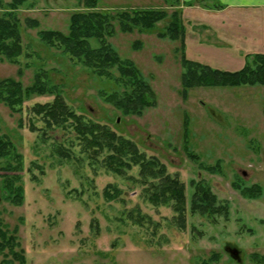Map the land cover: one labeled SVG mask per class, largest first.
<instances>
[{
	"label": "rangeland",
	"instance_id": "1",
	"mask_svg": "<svg viewBox=\"0 0 264 264\" xmlns=\"http://www.w3.org/2000/svg\"><path fill=\"white\" fill-rule=\"evenodd\" d=\"M9 2L0 0V12ZM196 3L97 0L96 10L108 14L180 11L182 43L156 35L166 21L145 32L123 33L114 26L107 39L152 89L155 105L139 117L122 116L102 100L101 92L118 91L114 81L93 76L37 38L38 30L66 33L69 16L82 10L77 0H24L15 10L21 54L14 63L0 60V79H18L25 87L35 73H42L76 114L109 127L145 155L155 156L169 174H178L185 186L186 214L184 229H178L171 210L153 206L136 182L90 165L71 143L70 133L31 131V124L36 129L42 125L30 107L50 102L52 95L30 96L19 113L0 103V137L6 136L19 154L14 172L22 190L19 205L6 200V174L0 171V221L16 238L12 252L0 250V264H264L259 260L264 257V85L194 87L184 93L180 85L182 60L234 72L253 55L264 56V9L220 11L210 0ZM26 19L36 20L38 27H29ZM88 43L96 46L94 39ZM58 147L70 149L71 158H61ZM127 175L136 178V170ZM107 184L122 195L105 200ZM196 184L209 188L225 206L224 213H191ZM234 184L255 185L261 193L244 197ZM225 246L239 251V262L224 252ZM213 255L216 261H207Z\"/></svg>",
	"mask_w": 264,
	"mask_h": 264
},
{
	"label": "trees",
	"instance_id": "2",
	"mask_svg": "<svg viewBox=\"0 0 264 264\" xmlns=\"http://www.w3.org/2000/svg\"><path fill=\"white\" fill-rule=\"evenodd\" d=\"M24 0H10L5 6L6 11L0 12V60L14 63L21 54L19 20L15 10ZM81 11L72 13L68 18L67 31L61 33L53 30H38L36 36L40 42L50 48H55L67 55L75 64L89 70L99 78L114 81L119 87L110 93L101 92L102 100L112 106L122 116L142 115L143 111L155 105L153 92L137 68L128 60H121L107 39L114 33V26L123 33L133 31H150L162 21L166 24L158 37L183 41L184 30L180 11L167 13L163 9L122 10L115 13H101L96 10L97 0H77ZM189 4V3H188ZM1 8V4H0ZM29 27L37 28L38 22L26 19ZM94 39L95 47H90L88 41ZM113 72L116 75H113ZM42 74V73H41ZM35 73L28 86H23L17 79L8 77L0 79V103L10 112H20L24 100L32 95H52L47 103H36L29 111L37 116L42 127L36 129L30 125L31 131L61 130L62 134L72 135L78 146V152L83 154L90 165H99L106 172L136 182L143 196L153 206H165L172 212L171 221L178 229H184L185 224V186L178 174H169L165 166L155 156H147L139 151L129 139L115 133L105 125L86 121L82 115L76 114L63 101L55 85ZM20 77V71L17 76ZM182 92L194 87H233L240 85H264V56L255 54L237 71L228 72L213 69L198 62L182 60L180 75ZM262 113L264 115V93L262 98ZM73 146V145H72ZM58 154L63 159H70V149L58 147ZM19 154L12 142L6 137H0V171L5 172L2 179L4 198L13 205L22 201V190L14 171H18ZM136 170V178L127 175L128 171ZM216 168L205 167L212 172ZM9 172V173H8ZM244 197L256 198L261 191L258 186L250 187L234 184ZM122 195L115 186L105 185L102 196L105 200L118 199ZM191 213L200 215H219L224 213L225 206L217 203L209 188L196 184L190 199ZM16 246V238L12 232L5 229L0 221V250L12 252ZM255 257V256H254ZM253 257V258H254ZM264 262V257L259 258ZM258 260V261H259ZM23 261L20 254V262ZM207 261H216V256ZM202 264H207L203 261Z\"/></svg>",
	"mask_w": 264,
	"mask_h": 264
},
{
	"label": "crops",
	"instance_id": "3",
	"mask_svg": "<svg viewBox=\"0 0 264 264\" xmlns=\"http://www.w3.org/2000/svg\"><path fill=\"white\" fill-rule=\"evenodd\" d=\"M183 3H190L194 2V5H198L200 3V0H182ZM214 3V6L216 9H219L220 11L223 10H230V9H236V10H257V9H264V0H210ZM203 4V3H201ZM202 8H205V6H200Z\"/></svg>",
	"mask_w": 264,
	"mask_h": 264
},
{
	"label": "water",
	"instance_id": "4",
	"mask_svg": "<svg viewBox=\"0 0 264 264\" xmlns=\"http://www.w3.org/2000/svg\"><path fill=\"white\" fill-rule=\"evenodd\" d=\"M224 252L228 254V256L236 262L240 261L239 251L235 247L225 246L223 248Z\"/></svg>",
	"mask_w": 264,
	"mask_h": 264
}]
</instances>
